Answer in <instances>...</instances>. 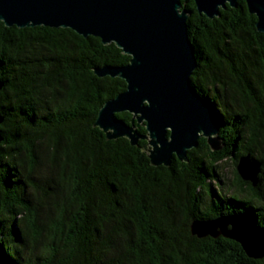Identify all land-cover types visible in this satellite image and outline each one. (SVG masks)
<instances>
[{"label":"trees","instance_id":"16d2710c","mask_svg":"<svg viewBox=\"0 0 264 264\" xmlns=\"http://www.w3.org/2000/svg\"><path fill=\"white\" fill-rule=\"evenodd\" d=\"M181 3L198 61L191 83L214 106L225 147L202 138L170 167L151 164L147 140H108L94 126L127 87L96 70L130 56L71 29L0 22V264H264L234 240L191 231L244 213L264 233V33L245 0L214 19ZM246 156L262 163L257 186L239 175Z\"/></svg>","mask_w":264,"mask_h":264},{"label":"water","instance_id":"95a60500","mask_svg":"<svg viewBox=\"0 0 264 264\" xmlns=\"http://www.w3.org/2000/svg\"><path fill=\"white\" fill-rule=\"evenodd\" d=\"M245 1L258 19V32L264 33V0ZM194 2L200 14L214 19L228 6L237 8L239 0ZM189 15L181 0H0V22L7 27L71 29L85 38H100L105 45L114 43L131 57L127 65L96 70L99 77L120 78L127 87L103 105L94 126L108 140L126 138L132 146L147 140L143 151L155 167H170L175 158L187 162L188 152L198 148L202 138L213 152L225 147L214 106L191 83L198 61L187 31ZM2 87L0 81V91ZM121 113L132 114L130 124L117 117ZM143 123L146 136L138 132ZM237 169L243 180L259 184L260 161L241 157ZM191 231L199 238L234 240L250 258H264V233L249 214L193 222Z\"/></svg>","mask_w":264,"mask_h":264},{"label":"rangeland","instance_id":"374dc122","mask_svg":"<svg viewBox=\"0 0 264 264\" xmlns=\"http://www.w3.org/2000/svg\"><path fill=\"white\" fill-rule=\"evenodd\" d=\"M224 167V170L222 172V174L224 175L225 179H230L232 178V174H233V168H232V164L229 162L228 164H226L225 166H223L222 164V168Z\"/></svg>","mask_w":264,"mask_h":264},{"label":"flooded vegetation","instance_id":"af4514ba","mask_svg":"<svg viewBox=\"0 0 264 264\" xmlns=\"http://www.w3.org/2000/svg\"><path fill=\"white\" fill-rule=\"evenodd\" d=\"M228 211H230V209H228V206H219L217 209H215V214L227 213Z\"/></svg>","mask_w":264,"mask_h":264}]
</instances>
